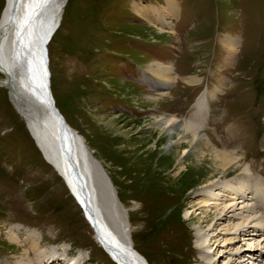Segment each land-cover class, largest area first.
I'll return each mask as SVG.
<instances>
[{
	"label": "rangeland",
	"instance_id": "374dc122",
	"mask_svg": "<svg viewBox=\"0 0 264 264\" xmlns=\"http://www.w3.org/2000/svg\"><path fill=\"white\" fill-rule=\"evenodd\" d=\"M6 1L0 0V21ZM177 1L179 19L163 28L138 15L133 3L161 11L166 0H69L47 46L56 103L126 206L134 244L149 264H200L199 257L210 264H264L263 211L254 234L224 232V217L216 231H205L206 224L196 221L203 218L200 209L188 211L196 200L189 191L206 182L209 169L185 173L170 165L161 147L150 153L162 118L174 116L192 124L207 147L243 157L225 178L237 180L248 171L264 177V0ZM230 35L239 47L228 62L224 39ZM163 64L180 76L168 86L154 78L152 89L143 70ZM190 76L200 82L189 83ZM201 87L210 105L193 102ZM119 115L123 119L107 124ZM101 116L107 118L99 121ZM33 239L40 240V251L31 261L60 247L84 264H114L0 87V264L23 263L17 254Z\"/></svg>",
	"mask_w": 264,
	"mask_h": 264
},
{
	"label": "bare ground",
	"instance_id": "6f19581e",
	"mask_svg": "<svg viewBox=\"0 0 264 264\" xmlns=\"http://www.w3.org/2000/svg\"><path fill=\"white\" fill-rule=\"evenodd\" d=\"M68 1H6L0 21V70L5 75L3 79H0V87L7 86L10 102L32 133L43 157L63 178L69 192L82 209L85 219L90 225L92 223L91 227L98 244L117 264H149L134 244L132 225L126 206L118 199V196H115L111 181L93 159L85 138L72 127L56 103L47 46L56 32L59 18ZM133 8L143 19L163 28H172L180 14L177 0H166V6L161 11L153 5L138 2L133 3ZM52 30L45 45L49 73L47 77L44 68L43 43ZM238 42V39L232 35L225 37V48L229 51L228 62L234 59L239 47ZM154 78L161 79L163 84L168 86L175 83L178 76L173 68L164 64L143 70L144 82L152 89L158 85ZM186 80L192 84L200 82V78L196 76L187 77ZM47 81L54 105L72 136L68 138L70 146L68 140L62 142L63 134L56 123L57 118L46 101ZM224 84L225 82L221 80V85ZM206 93H208L207 89H204L197 97L198 106L204 100H207V104L209 103V95ZM169 117L166 115L162 118V125L156 131L160 137L150 153L153 154L161 147L167 154L166 158L171 161L170 165L175 163L181 166V170H185V173L194 167L209 169L206 182L200 185L198 190L189 191V193H196V200L188 208L189 213L191 210L200 209L203 215V218L196 220L197 224L205 223L204 227L207 228L205 231L214 232L217 230L216 226H220L218 221H222L224 217V220H228L227 224L220 226L224 232L230 229L232 234L245 236L258 232L260 230L258 224L262 219L258 212L259 210L261 213L264 212V177H254L248 171V176L237 180L225 178L229 172L241 167L243 157L241 158V155L234 150H226V147L222 150L207 147L194 131L192 124L178 123L176 117ZM96 118L103 121L107 117ZM121 119H123L122 115L116 116L107 121V124H115ZM247 191H250L255 199L246 198ZM210 207L214 209L213 215ZM216 218L217 222H211ZM233 219L236 220L233 221ZM202 230V227L198 228L199 232ZM209 232L205 235L206 240L203 242L208 241ZM20 237L10 236L15 240ZM231 239L233 237L227 238L225 242H230ZM26 244L29 246L17 254L18 257L25 259L21 264L82 263L81 259L75 260L76 252L72 253L73 250L65 249L64 256L65 253L63 254L60 247L59 254L55 248H51L42 255L34 256V261H31L33 253L40 248V240H26ZM9 245L16 246L14 242H9ZM254 252H257V249ZM196 261L200 264H210L201 257Z\"/></svg>",
	"mask_w": 264,
	"mask_h": 264
},
{
	"label": "water",
	"instance_id": "95a60500",
	"mask_svg": "<svg viewBox=\"0 0 264 264\" xmlns=\"http://www.w3.org/2000/svg\"><path fill=\"white\" fill-rule=\"evenodd\" d=\"M53 30L51 32H49V34L46 36L45 38V41L43 43V56H44V68H45V73L47 74V77H48V70H47V56H46V48H45V45L46 43L48 42L51 34H52ZM7 87V86H6ZM45 96H46V101L47 103L49 104V107H50V110L52 111V113L56 116L57 118V125H59V129H60V132L63 134L62 137H61V140L62 142L64 143V141L68 140L69 136H71L70 134V131L68 129V127L66 126V124L64 123V120L61 116V114L58 112L57 108L55 107L54 105V100L51 96V93H50V89H49V83L47 81V86H46V92H45ZM40 123L38 122V125ZM30 135L32 136V133L30 132ZM33 137V136H32ZM72 137V136H71ZM34 138V137H33ZM68 145L70 146L71 143L69 142L68 140ZM59 174V173H58Z\"/></svg>",
	"mask_w": 264,
	"mask_h": 264
},
{
	"label": "trees",
	"instance_id": "16d2710c",
	"mask_svg": "<svg viewBox=\"0 0 264 264\" xmlns=\"http://www.w3.org/2000/svg\"><path fill=\"white\" fill-rule=\"evenodd\" d=\"M54 36H55V35H54ZM54 36H53V37H54ZM53 37H52V39H53Z\"/></svg>",
	"mask_w": 264,
	"mask_h": 264
}]
</instances>
